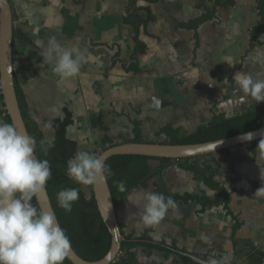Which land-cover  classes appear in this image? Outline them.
Masks as SVG:
<instances>
[{
    "label": "crops",
    "instance_id": "0c3cea01",
    "mask_svg": "<svg viewBox=\"0 0 264 264\" xmlns=\"http://www.w3.org/2000/svg\"><path fill=\"white\" fill-rule=\"evenodd\" d=\"M215 1L139 2L137 7L150 8L155 21L140 37L148 51L138 56L140 73L135 74L124 67L135 46L132 27L123 23L129 0H11L17 32L14 74L46 139L53 142L54 122L65 117V109L73 115L68 138L93 152L107 140L134 138V122L141 124L144 140L152 142L165 138L158 134L167 125L190 135L213 115L234 116L264 104L233 79L241 71L264 79V31L261 44L252 42V29L260 21L258 0H234V6L220 7L213 19H206ZM51 40L77 45L96 62L83 64L77 76L61 83L53 73L54 59L45 58ZM197 163L201 169H216L215 181L233 193L231 209L241 224L237 231L223 207L204 210L195 202L175 201L185 195L217 197L204 177L177 163H151V174L119 208L120 224L127 235L149 230L158 242L175 241L183 254L250 264L252 248L264 252V192L255 194L264 187V143L255 157L245 145L200 157ZM145 192H158L177 204L159 225L146 226L140 219ZM180 253L166 259L140 248L136 263L184 264Z\"/></svg>",
    "mask_w": 264,
    "mask_h": 264
},
{
    "label": "trees",
    "instance_id": "16d2710c",
    "mask_svg": "<svg viewBox=\"0 0 264 264\" xmlns=\"http://www.w3.org/2000/svg\"><path fill=\"white\" fill-rule=\"evenodd\" d=\"M9 1L11 3V0ZM160 1L161 0H129L123 23L126 26L132 27L135 46L131 55L130 65L124 66L128 73H140L138 56L144 55L148 51V46L141 41L140 37L142 33L146 32L150 24L155 21V17L150 8H138L137 5L139 2L153 5L158 4ZM234 5V0H216L214 7L209 11V16L206 19H213L218 8L231 7ZM257 9L260 21L258 25L252 29V42H254V44H261L260 35L261 32L264 31V0H258ZM140 12H144L146 16H142ZM183 27L188 30L196 29L195 25H183ZM16 37L17 32L14 29V40ZM13 54V61H15V52ZM15 85L18 101L29 135L33 136L37 141L35 151L37 159H47L50 164L52 175L46 184V188L58 221L68 235L73 249L80 257L90 262L99 261L103 259L110 250L111 235L99 213L93 190L91 189L90 198H87L85 192L82 190L81 184L77 183L67 174V161L73 158L78 150V142L71 140L67 135L68 128L73 124V115L68 109L64 110L65 117L55 121V138L52 143L49 142L31 113L25 95L16 77ZM1 99L4 100L3 96ZM5 122L11 123L8 114ZM133 125L134 138L131 140V143H153L144 140L141 124L139 122H134ZM263 128L264 104H255L247 112L242 114L234 116H227L226 114L213 115L208 124L199 126L198 129L190 135H182L180 129H175L173 125H167L161 129L158 134L159 136H164L165 141L156 143L167 145L201 144L242 135ZM124 143H129V141H125ZM263 143L264 140H259L248 145L254 157ZM45 148L47 149L46 152L44 151ZM229 151L230 149L222 152ZM197 160L198 158L170 160L142 156H116L109 159L106 165L111 167L113 175L109 176L107 181L113 196L116 211L118 212L130 193L138 188L151 174L152 162H159L161 165L160 167L171 163H177L182 169L190 171L197 176L204 177L205 185L209 189L215 191L217 197L211 200L207 197H200L197 195H185L177 196L175 201L182 200L186 203L195 202L202 205L204 210L214 207H223L226 213L236 222L234 231H237L241 227V224L231 209V197L233 193L229 192L225 187L215 181L218 175L216 169L211 166L201 169ZM117 181L125 182V191L121 192L118 190L115 183ZM66 188L79 189V199L73 203L70 212L60 208L57 203V193ZM31 202L39 209L36 198H33ZM120 228L126 241L122 245L118 261L113 264H137L136 252L140 248H144L148 255H151L154 251L163 253L166 259L174 256L175 252L181 251L175 241L168 245L164 240L159 242L154 240L152 231L147 230L137 236L135 234L127 235L124 231V226L121 224ZM181 253L186 252L183 250ZM194 256L204 261L209 260L208 256ZM179 258L184 264H199L184 255H180ZM248 259L250 264H263L264 252L257 248H252L248 255ZM63 264H72V262L66 258Z\"/></svg>",
    "mask_w": 264,
    "mask_h": 264
},
{
    "label": "clouds",
    "instance_id": "9594fccd",
    "mask_svg": "<svg viewBox=\"0 0 264 264\" xmlns=\"http://www.w3.org/2000/svg\"><path fill=\"white\" fill-rule=\"evenodd\" d=\"M37 46L43 47V42L37 41ZM45 58L54 59L53 73L61 83L77 76L83 64L96 62L91 53L85 54L77 45L66 47L55 40L50 41ZM233 79L236 87L257 103L264 102V79H254L243 71L236 72ZM252 137L249 132L242 138ZM36 145L33 136L22 134L14 124L0 120V264H63L72 251L71 241L56 216L31 202L45 190L52 175L49 161L37 159ZM67 174L82 185H94L113 175L101 157L85 149H78L67 161ZM115 183L119 191H125V182ZM261 192L264 187L255 194ZM78 199L77 188L57 193L58 206L68 212ZM176 207L171 197L145 192L140 219L146 226H156ZM203 264H226V260L210 258Z\"/></svg>",
    "mask_w": 264,
    "mask_h": 264
},
{
    "label": "water",
    "instance_id": "95a60500",
    "mask_svg": "<svg viewBox=\"0 0 264 264\" xmlns=\"http://www.w3.org/2000/svg\"><path fill=\"white\" fill-rule=\"evenodd\" d=\"M13 43L14 16L12 6L9 0H0V83L4 104L11 123L15 125L20 133L29 135L16 92ZM250 133H253L251 140L243 139L242 137L244 134H242L218 141L193 145H167L160 143L137 144L129 142L106 149L99 157L104 160L105 164L109 159L116 156H142L170 160L200 158L236 147L249 145L255 141L264 140V128ZM92 190L99 213L111 235L110 250L103 259L90 262L80 257L72 247V251L67 259L72 262V264H113L119 257L126 238L120 228L118 214L108 181H101L92 185ZM35 198L40 210L51 212L56 216L46 187L45 190ZM56 219L58 221L57 216ZM180 254L191 258L199 264L206 262L191 254Z\"/></svg>",
    "mask_w": 264,
    "mask_h": 264
},
{
    "label": "rangeland",
    "instance_id": "374dc122",
    "mask_svg": "<svg viewBox=\"0 0 264 264\" xmlns=\"http://www.w3.org/2000/svg\"><path fill=\"white\" fill-rule=\"evenodd\" d=\"M3 108V107H2ZM0 112L2 113V111H1V108H0ZM1 113H0V118H2L1 117ZM3 119V118H2ZM57 120V119H56ZM55 120V121H56ZM55 123V122H54ZM55 131V130H54ZM124 135H126V134H124ZM123 135V136H124ZM132 138L133 137H130V138H127V137H123V138H117L113 143H110V142H108V140L106 141V142H102V147H99L98 149H94V150H92L93 152L92 153H94V154H96L97 156H99L102 152H104L106 149H109V148H111L112 146H114V145H120V144H123L125 141H129V142H131V140H132ZM151 141V140H150ZM163 141H165V138H161V137H155V138H153L152 139V142L153 143H156V142H163ZM80 144L78 143V149L80 148ZM172 164V163H171ZM81 186H82V190L85 192V194H86V197L87 198H90V196H91V189H92V185H82L81 184ZM131 194V193H130Z\"/></svg>",
    "mask_w": 264,
    "mask_h": 264
},
{
    "label": "built area",
    "instance_id": "2783aa9c",
    "mask_svg": "<svg viewBox=\"0 0 264 264\" xmlns=\"http://www.w3.org/2000/svg\"><path fill=\"white\" fill-rule=\"evenodd\" d=\"M2 96H3V93H2L1 83H0V108H1V111H2V113L1 112L0 113H1V117L5 120L8 113H7L5 104H4V100L1 99ZM117 261H118V258L114 261V263L117 262Z\"/></svg>",
    "mask_w": 264,
    "mask_h": 264
}]
</instances>
